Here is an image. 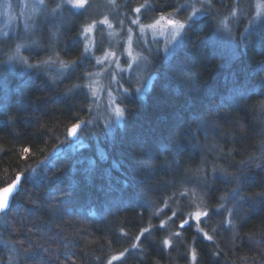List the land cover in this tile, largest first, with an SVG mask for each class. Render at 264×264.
I'll use <instances>...</instances> for the list:
<instances>
[{"label": "trees", "instance_id": "trees-1", "mask_svg": "<svg viewBox=\"0 0 264 264\" xmlns=\"http://www.w3.org/2000/svg\"><path fill=\"white\" fill-rule=\"evenodd\" d=\"M236 1L242 32L251 13ZM210 5L170 59L151 54L149 91L122 97L108 129L85 88L83 24L51 19L28 48L18 34L2 43L0 190L18 187L0 214V264H264V32L221 42L214 21L233 0ZM74 123L80 147L68 148ZM196 211L210 213L201 233L181 228Z\"/></svg>", "mask_w": 264, "mask_h": 264}, {"label": "rangeland", "instance_id": "rangeland-1", "mask_svg": "<svg viewBox=\"0 0 264 264\" xmlns=\"http://www.w3.org/2000/svg\"><path fill=\"white\" fill-rule=\"evenodd\" d=\"M51 1L53 4L55 2V9L48 8L47 0L43 2L41 0H0V49L8 37L17 41L15 37L17 34L22 39L18 46L30 47L31 44H35L31 38L35 35H40L41 38L47 33V28L53 24H50L51 19H54L55 29L83 24L80 29L82 56L83 60L87 61L86 68L90 69L85 88L93 101L99 121L106 129L122 124L123 119L118 121L114 114L122 97L134 94L136 97L143 98L149 91L154 80V76L149 71L151 54L159 53L164 60L170 59L183 45L185 33L193 26V23L202 20L210 13L209 10L216 8L215 5H210V0H182L180 4L173 1V9H167L163 13L155 11L151 15L147 12V9L152 7L150 0H141L138 4L134 2L131 7L128 4L129 0H85V7L80 9L72 7L74 0ZM245 2L251 16L245 19L247 21L242 32L238 21L245 17L244 12L237 6V1L233 0V5L228 8L227 16L217 17L214 21L213 38L222 42V38L230 36L236 30V33H241L238 36L241 43L248 38L249 34L264 32V0H250V2L245 0ZM137 8L141 11H134ZM78 12L82 13L81 19L73 18V15ZM193 12L195 17L188 21V17ZM233 12L235 15L232 14ZM160 15H164V21L155 28L146 27L159 19ZM169 19L186 23L181 35L175 41L172 38L176 30L166 23ZM132 20H136L137 23L132 24ZM141 25H145L143 30ZM88 28H91V31H85ZM129 37H131L130 40ZM15 41L12 40L11 45ZM129 52L131 57L128 55ZM105 53H115V57L98 65L96 60L102 59ZM17 63L18 59L10 58L6 66L12 68ZM129 64H132L133 68L129 69ZM119 69L124 71L121 72ZM1 71L0 67V74ZM112 75L116 76L115 81L112 80ZM120 85L130 87L132 91L123 93ZM93 88L96 90L95 95L92 92ZM137 88L140 89L139 92L135 91ZM243 91L237 97L247 94ZM69 140L68 148L80 147L77 135L69 137ZM61 149L56 150L54 154L59 153ZM193 216L194 213L186 219L189 223L184 227L192 225L195 232L201 233L199 222L195 221ZM2 251L5 249L0 244V258L4 255Z\"/></svg>", "mask_w": 264, "mask_h": 264}, {"label": "snow or ice", "instance_id": "snow-or-ice-1", "mask_svg": "<svg viewBox=\"0 0 264 264\" xmlns=\"http://www.w3.org/2000/svg\"><path fill=\"white\" fill-rule=\"evenodd\" d=\"M41 2H43V0H41ZM57 7H60V5H57ZM72 7L78 8V9L84 8L85 7V0H74V2L72 4ZM134 11L140 12L141 9L137 8V9H134ZM232 14L235 15L234 12ZM193 17H195V12H193V14L188 17V21L191 20ZM164 19H165L164 15H160L159 19H157L154 23L148 24L146 27H148V28H155L157 25H159L161 23V21H164ZM131 23L132 24H136L137 21L136 20H132ZM166 23L170 27H172V28H174L176 30L175 31V34L173 35V38H172L175 41L181 35L182 31L185 28L186 23L181 22L179 20H171V19L167 20ZM144 27H145V25H141V29L142 30H143ZM85 31H91V28H88ZM130 39H131V37H129V40ZM169 43L171 44L172 42L170 41ZM128 55L131 57V52H129ZM113 57H115V53H105V55H104V57L102 59L101 58H98L96 60V63L98 65H102L106 60H108L109 58H113ZM27 66L28 67H33L32 65H27ZM128 68L129 69L133 68V65L132 64H129L128 65ZM119 71L123 72L124 69H119ZM111 78L114 81L116 80V76L115 75H112ZM120 88H121V91L123 93H129V92L132 91V88L125 87L124 85H120ZM95 91L96 90L93 88L92 89L93 95H95ZM135 91L136 92H139L140 89L137 88V89H135ZM109 95H111V93H109ZM114 114H115V117L117 118L118 121L119 120H122L123 117L125 116L124 108H121L120 106H117L115 108V110H114ZM80 127H81V125L79 123H74L68 129V136L69 137H75L77 135L78 129H80ZM29 151H30V149H27V148L24 149V152L25 153H27ZM16 187H18V185L16 183H13L12 185H9L8 187L3 188L2 190H0V209L7 210L10 207L11 194L13 193V191L15 190ZM209 215H210V213H207V212L196 211L194 213L193 219L195 221L200 222L202 220V217L207 218ZM169 219H171V217ZM188 223H189V221L184 220V221L181 222L180 227L183 228ZM160 226L161 227H164V223L161 222V225ZM145 231H147V230H145ZM204 238L205 239H208V240H211L212 239V237L211 236H208L207 234H204ZM163 243H164L165 246H167L169 244V241L168 240H164ZM193 258H195V254H193ZM113 259H116V258L114 257Z\"/></svg>", "mask_w": 264, "mask_h": 264}, {"label": "water", "instance_id": "water-1", "mask_svg": "<svg viewBox=\"0 0 264 264\" xmlns=\"http://www.w3.org/2000/svg\"><path fill=\"white\" fill-rule=\"evenodd\" d=\"M18 180H20V178H18ZM16 188H17V187H16ZM16 188H15V190H16ZM1 190H2V189H1ZM15 190H14V191H15ZM14 191H13V193H14ZM13 193H12V194H13ZM12 194H11V196H12ZM4 211H5L4 209H0V214L3 213Z\"/></svg>", "mask_w": 264, "mask_h": 264}]
</instances>
